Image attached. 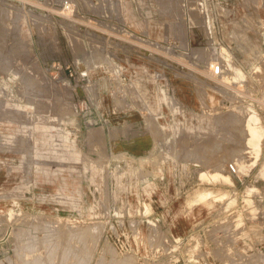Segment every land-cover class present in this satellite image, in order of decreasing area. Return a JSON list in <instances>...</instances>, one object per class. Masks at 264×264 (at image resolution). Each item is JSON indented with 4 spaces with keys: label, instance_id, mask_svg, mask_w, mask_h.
Listing matches in <instances>:
<instances>
[{
    "label": "rangeland",
    "instance_id": "374dc122",
    "mask_svg": "<svg viewBox=\"0 0 264 264\" xmlns=\"http://www.w3.org/2000/svg\"><path fill=\"white\" fill-rule=\"evenodd\" d=\"M18 1L34 11L0 0V264H264V0ZM223 48L232 86L209 73Z\"/></svg>",
    "mask_w": 264,
    "mask_h": 264
},
{
    "label": "built area",
    "instance_id": "2783aa9c",
    "mask_svg": "<svg viewBox=\"0 0 264 264\" xmlns=\"http://www.w3.org/2000/svg\"><path fill=\"white\" fill-rule=\"evenodd\" d=\"M7 2H9L11 4L14 3V5L17 4L18 6L20 5L23 7H25V6L29 7V5L23 4V3L19 2L18 0H7ZM71 6H72V4L70 3V0H60L58 3L59 11L61 10V11H65V12L69 13L71 11V10H69V8L71 9ZM213 45H215L216 48H218V46L215 42L213 43ZM219 48L221 49V47H219ZM208 68H209L210 75L212 77L219 78V80L221 79L220 82L223 83L222 77L224 76L225 73L223 71L222 63L215 59L214 61H211L209 63ZM250 91L252 92V90H250ZM225 105L226 104H224L222 107L223 108L226 107ZM240 106L242 107L243 105L241 104ZM247 106H248L247 109L245 108V106L242 108H245L250 113L251 112L253 113L255 111V110H253V109H255V104H254L253 100L248 102ZM227 167L231 173H237L235 164L228 163ZM258 232H259L260 238H259L258 243L254 246V249H255L257 255H260V254H264V219L259 224Z\"/></svg>",
    "mask_w": 264,
    "mask_h": 264
},
{
    "label": "bare ground",
    "instance_id": "6f19581e",
    "mask_svg": "<svg viewBox=\"0 0 264 264\" xmlns=\"http://www.w3.org/2000/svg\"><path fill=\"white\" fill-rule=\"evenodd\" d=\"M16 5V7H20V5L18 6L17 4H15ZM31 6V5H30ZM33 6V5H32ZM34 7V6H33ZM40 8V7H39ZM73 6H71V9L69 8V10H71V11H73ZM29 9L32 11V9L33 8H31V7H29ZM39 10H41V9H39ZM33 11H34V9H33ZM75 11V10H74ZM62 11L60 10L59 11V13H61ZM60 16V15H59ZM62 17V16H61ZM64 17V16H63ZM69 18V17H68ZM72 18V17H71ZM73 20H75V19H73ZM70 21V20H69ZM71 22V21H70ZM72 23H75V22H72ZM73 25H76V24H73ZM112 40V39H111ZM138 44V43H137ZM134 46V45H133ZM142 48V47H141ZM133 49V48H132ZM135 49V48H134ZM220 50V49H219ZM142 51H144V49L142 50ZM222 51L225 53V60H224V62H222V65H223V71H224V73L226 74H224V76L222 77V80H223V85H224V82L226 83V85L228 84H230L231 82H233V80L234 79H237V75H240V72L239 71H235V73L237 74H234V73H232L227 67L229 66V62L227 61V60H230L231 62H232V60H231V57H230V55H229V53L223 48L222 49ZM139 52V51H138ZM145 52V51H144ZM149 51L148 50H146V53H148ZM140 53H143V52H140ZM150 53V52H149ZM151 54V53H150ZM149 54V55H150ZM147 55V54H146ZM222 55V54H221ZM145 56V55H144ZM151 56L152 55H150L149 57L151 58ZM154 57V56H153ZM160 57V56H159ZM158 57L156 56V59H157ZM159 59V58H158ZM168 60V59H167ZM224 63V64H223ZM174 64V63H173ZM177 64V63H176ZM177 66V65H176ZM173 67V66H172ZM181 67V66H180ZM179 67V68H180ZM183 68H184V66H183ZM187 68V67H186ZM185 68V69H186ZM185 69H183V70H185ZM180 70H182V69H180ZM182 70V71H183ZM196 75V74H195ZM197 76V75H196ZM239 78V77H238ZM241 78V77H240ZM197 79H199L198 78V76H197ZM243 79V78H242ZM241 79V80H242ZM220 80H218V82H219ZM209 82H211V81H209ZM209 82H207L208 84H209ZM217 82V83H218ZM211 83H213V85H214V82H211ZM241 83V82H240ZM221 84H219V86H220ZM231 86H232V84H230ZM208 86V85H207ZM225 86V85H224ZM213 87V86H212ZM230 87V86H229ZM215 88H217V87H215ZM226 88H228V86L226 87ZM242 88H243V86H242ZM232 89V88H231ZM234 89V88H233ZM236 89V88H235ZM239 89V88H238ZM240 89H241V87H240ZM198 90H200V89H198ZM226 90V89H225ZM225 90H223V91H225ZM230 90V89H229ZM228 90V91H229ZM237 90V89H236ZM242 90V89H241ZM227 91V90H226ZM240 91V90H239ZM239 91H236V93H238ZM199 92V91H198ZM213 92V91H212ZM216 92V91H215ZM227 93H229V92H227ZM232 93H233V90H232ZM239 93H241V92H239ZM219 94V93H218ZM231 94V92L228 94V95H230ZM232 95V94H231ZM230 95V96H231ZM234 95H237V94H234ZM238 96V95H237ZM243 96V95H242ZM202 97V96H201ZM239 97V96H238ZM230 98V97H229ZM232 98H235V96L234 97H232ZM201 99V98H200ZM203 100V99H202ZM206 108H207V106H206ZM214 110H216V109H214ZM242 125V124H241ZM244 125V124H243ZM239 127V126H238ZM245 128V127H244ZM248 128V127H247ZM241 129H242V127H241ZM241 132V131H240ZM245 132V131H244ZM247 132H249V131H247ZM93 134V133H92ZM240 134V133H239ZM246 134V133H245ZM248 134V133H247ZM240 135H238V137H239ZM248 136V135H247ZM246 136V137H247ZM244 138V137H243ZM245 139V138H244ZM241 141V140H240ZM243 141V140H242ZM240 143V142H239ZM246 143V142H245ZM242 144H244V143H242ZM242 144H241V146H242ZM245 145V144H244ZM238 148V147H237ZM244 152V151H243ZM241 153V152H240ZM243 157H245V155L243 156ZM236 160V159H235ZM234 160V161H235ZM238 161H239V159L238 160H236V162L238 163ZM235 162V163H236ZM256 212V211H255ZM23 221V220H22ZM38 221V220H37ZM35 222V221H34ZM42 222V221H41ZM45 221H43L41 224H43ZM44 224H47V223H44ZM48 225V224H47ZM38 226V225H37ZM93 226V225H92ZM48 227H50L49 225H48ZM53 227V226H52ZM59 227V226H58ZM55 228V227H54ZM88 228H90L89 230H90V232L91 233H94V230L95 229H93V227H88ZM13 229V228H12ZM17 230V229H16ZM78 230V229H77ZM98 230V229H97ZM74 232V231H73ZM141 238V237H140ZM18 239V238H17ZM30 239V238H29ZM32 239V238H31ZM27 240H28V238H27ZM30 246V245H29ZM28 246V247H29ZM83 247V246H82ZM24 251V250H23ZM87 251V250H86ZM25 252V251H24ZM23 252V253H24ZM112 253V252H111ZM90 254V253H89ZM113 258V257H112ZM127 258V257H126ZM102 259V258H101ZM101 261V260H100ZM127 261V260H126ZM131 261L132 260H130V263H131ZM104 263V262H103ZM120 263V262H119ZM122 263V262H121ZM115 264V263H114Z\"/></svg>",
    "mask_w": 264,
    "mask_h": 264
}]
</instances>
